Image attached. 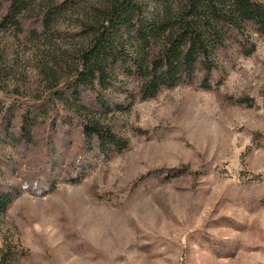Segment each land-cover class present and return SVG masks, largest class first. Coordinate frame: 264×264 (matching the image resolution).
Returning <instances> with one entry per match:
<instances>
[{
    "label": "rangeland",
    "instance_id": "374dc122",
    "mask_svg": "<svg viewBox=\"0 0 264 264\" xmlns=\"http://www.w3.org/2000/svg\"><path fill=\"white\" fill-rule=\"evenodd\" d=\"M104 3L38 0L30 15L54 11L42 29L0 27V183H34L48 139L51 158L64 168L72 161L78 133L68 130L64 150L62 132L47 126L59 121L55 102L45 124L32 127L31 144L12 142L5 124L12 112L6 129L18 136L22 110L67 80L71 57L87 43L81 30ZM254 41L248 57L234 51L214 90L179 85L121 113L79 112L109 125L126 149L90 162L77 184L61 183L68 176L60 168L51 192H21L0 216V248L5 238L16 242L27 253L19 264H264V38ZM62 118L79 121L70 112ZM160 170L171 177L152 173Z\"/></svg>",
    "mask_w": 264,
    "mask_h": 264
},
{
    "label": "trees",
    "instance_id": "16d2710c",
    "mask_svg": "<svg viewBox=\"0 0 264 264\" xmlns=\"http://www.w3.org/2000/svg\"><path fill=\"white\" fill-rule=\"evenodd\" d=\"M37 1L8 0L0 14V27L11 26L18 31L32 22L42 29L54 11L49 10L42 17L30 15ZM169 1L105 0L104 5L96 7L93 22L81 30L87 43L71 57L67 80L60 87L54 84L43 100L22 110L17 117L18 136L7 132L14 117L12 112L8 113L5 135L12 142L31 144L32 127L45 124L55 102L61 115L59 121L51 117L47 126L54 130L53 135L62 132L58 140L64 144V150L72 146L68 130L78 133L79 142L76 150L70 151L72 161L64 168L59 156L51 158L55 147L51 139L46 140V157L34 183H0V216L23 191L36 195L51 192L60 181L58 169L64 168L68 176L61 183L77 184L92 167L90 162L106 161L126 149V140L109 125L84 118L79 112L102 117L121 113L134 100H151L161 91L179 85L209 92L222 84L225 65L234 51L248 57L255 47L254 38H264V0H181L174 9ZM150 3L157 10L153 14H148L146 7ZM128 84L133 85L126 88ZM86 99L95 110L84 105ZM63 112H70L79 121L63 120ZM169 172L152 173L168 179ZM26 254L16 242L5 238L0 264H19Z\"/></svg>",
    "mask_w": 264,
    "mask_h": 264
}]
</instances>
